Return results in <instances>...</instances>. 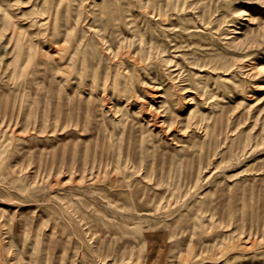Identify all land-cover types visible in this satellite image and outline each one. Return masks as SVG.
<instances>
[{
	"label": "rangeland",
	"instance_id": "obj_1",
	"mask_svg": "<svg viewBox=\"0 0 264 264\" xmlns=\"http://www.w3.org/2000/svg\"><path fill=\"white\" fill-rule=\"evenodd\" d=\"M184 1L0 0V264H264V0Z\"/></svg>",
	"mask_w": 264,
	"mask_h": 264
},
{
	"label": "bare ground",
	"instance_id": "obj_2",
	"mask_svg": "<svg viewBox=\"0 0 264 264\" xmlns=\"http://www.w3.org/2000/svg\"><path fill=\"white\" fill-rule=\"evenodd\" d=\"M54 1V0H53ZM149 3V2H148ZM152 3H153V5L149 8L150 10H149V12L151 13V15H154V16H157L158 18H160L161 19V17H164V16H166L167 14H166V7L169 5V4H171L172 6H174V8L177 10L178 9V11H183L184 9H186L187 8V6L189 7V8H193L194 6V1H191L190 3H188V5H186L187 3L184 1V0H152ZM57 5V4H56ZM140 6V5H139ZM149 6V5H148ZM146 8V7H145ZM146 9H148V8H146ZM170 10V9H169ZM175 10V11H176ZM180 12H178V13H180ZM187 15V14H186ZM190 16V15H189ZM156 17V18H157ZM70 20V19H69ZM58 21V20H57ZM59 21H60V19H59ZM181 23V22H180ZM45 24V23H44ZM161 24V23H160ZM42 25V23H40V26ZM53 26V25H52ZM184 26V25H183ZM95 27V26H94ZM98 26H96V28H97ZM163 27H164V25H163ZM93 28V27H92ZM100 28V27H99ZM191 28V27H190ZM193 28V27H192ZM188 29V27L186 28V30ZM57 31H59V30H57ZM95 31H97V32H99V30L97 29V30H95ZM40 32V31H39ZM181 33V32H180ZM192 33V32H191ZM191 33H188V34H191ZM194 33V32H193ZM199 33V32H198ZM195 34H197V33H195ZM52 35V34H51ZM183 35H185V34H183ZM198 35H200V34H198ZM179 36V35H178ZM186 36V35H185ZM190 38H191V36H190ZM175 39V38H174ZM192 39V38H191ZM195 39V38H194ZM182 40V39H181ZM197 40V39H196ZM195 41V40H194ZM172 42H174V41H172ZM182 42V41H181ZM186 43V42H185ZM194 44H196V43H194ZM182 45H184V42L182 43ZM194 46H196V45H194ZM164 47V46H163ZM176 47V46H175ZM187 47V46H186ZM185 47V48H186ZM180 48V47H179ZM199 50H201L200 48H198ZM166 50V49H165ZM202 51V50H201ZM185 52V51H184ZM183 53V52H182ZM188 53H189V51H188ZM191 53V52H190ZM200 53V52H199ZM180 54V53H179ZM186 54H187V52H186ZM185 54V55H186ZM183 55V54H182ZM188 55H191V54H188ZM193 55V54H192ZM190 59V58H189ZM194 59V58H193ZM192 59V60H193ZM146 62V61H145ZM195 62H196V60H195ZM150 63V62H149ZM148 63V64H149ZM191 63V62H190ZM179 64V63H178ZM196 64V63H195ZM145 66V65H144ZM147 66V65H146ZM149 66V65H148ZM204 66V65H203ZM215 67L216 66H213V69H215ZM218 67V66H217ZM229 68V66H227L226 68H225V70H227ZM202 69V68H201ZM156 72V71H155ZM181 72V71H180ZM178 76V75H177ZM156 77V76H155ZM157 78V77H156ZM153 79H154V77H153ZM158 80V79H157ZM185 80V79H184ZM153 81V80H152ZM155 83V82H154ZM156 83H157V81H156ZM157 86V85H156ZM159 87V86H158ZM124 88V87H123ZM125 88H127V87H125ZM123 90V89H122ZM129 90V89H128ZM200 94L199 95H205V92L204 91H202L201 89H200ZM198 92V93H199ZM130 93H131V91H130ZM130 93H128L129 95H130ZM139 97V96H138ZM166 97H168V96H166ZM131 100V99H130ZM126 101V100H125ZM210 101H212V99H211V96L210 97H206V98H202V102L203 103H205V105H207V104H213L214 105V103H212V102H210ZM128 102V101H127ZM191 105H194V107H196L197 105H196V103L195 102H193L192 100H191ZM149 104H150V102H149ZM152 106V105H151ZM163 108V107H162ZM161 108V109H162ZM158 109V108H157ZM159 111V110H158ZM157 111V112H158ZM200 111V110H199ZM161 112V111H160ZM161 114V113H160ZM153 120V119H152ZM227 120H228V118H227ZM157 121V120H156ZM151 122V121H150ZM153 123V122H152ZM169 123V122H168ZM200 123V122H199ZM161 124H164V123H161ZM172 129V128H171ZM167 131H168V129H166ZM229 131H230V128L228 129V128H226V126H224L223 125V119H222V117H220L219 119H216V122H215V127H214V130H213V135H214V137L217 139V145L218 146H220L221 144H224V143H227L228 142V144H227V147H226V150H225V153H224V151L223 152H221V161L220 162H224V161H230L232 158H233V156H235V155H238V151H239V148H240V143H241V136L242 135H237V136H230L228 133H229ZM206 135V134H205ZM222 135V136H221ZM223 136H224V140H223ZM130 138V137H129ZM145 140H147V139H145ZM174 141V140H173ZM113 142V141H112ZM153 142H154V140H153ZM117 143V142H116ZM133 143V142H132ZM112 144V143H111ZM153 145V144H152ZM112 147V146H111ZM145 147H146V145H145ZM142 151V150H141ZM247 152H249V151H247ZM246 152V153H247ZM146 153V152H145ZM97 154V153H96ZM250 155V154H249ZM152 156V155H151ZM219 163V162H218ZM216 168V167H215ZM236 185V184H235ZM234 185V186H235ZM226 186V185H225ZM225 186H224V188H225ZM226 191V190H225ZM118 196V195H117ZM107 197V196H106ZM111 201V200H110ZM78 202H79V200H78ZM112 202V201H111ZM76 203L77 202H75V205H76ZM118 204V203H117ZM116 204V205H117ZM137 207H138V205H137ZM140 207V206H139ZM73 220V219H72ZM76 235V234H75ZM39 253V252H38ZM34 258V257H33ZM33 260V259H32ZM35 261V260H34Z\"/></svg>",
	"mask_w": 264,
	"mask_h": 264
}]
</instances>
